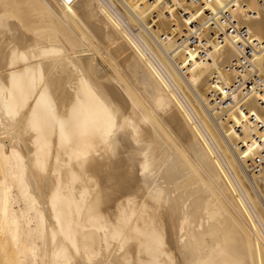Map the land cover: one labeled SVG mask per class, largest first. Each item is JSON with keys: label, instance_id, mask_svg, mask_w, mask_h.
Instances as JSON below:
<instances>
[{"label": "bare ground", "instance_id": "6f19581e", "mask_svg": "<svg viewBox=\"0 0 264 264\" xmlns=\"http://www.w3.org/2000/svg\"><path fill=\"white\" fill-rule=\"evenodd\" d=\"M122 1L150 27L160 14L151 29L195 94L145 34L127 31L123 9L107 11L104 0H0L3 260L264 264V179L247 172L231 130L248 117L240 110L222 121L209 96L215 73L230 79L224 67L239 58L237 47L184 68L174 42L161 40L173 26L162 15L170 0L153 8ZM236 19L264 40V0H241ZM86 22L117 45L120 62L99 48L80 56L95 46ZM256 63L264 76V53ZM245 107L264 123L257 97Z\"/></svg>", "mask_w": 264, "mask_h": 264}, {"label": "built area", "instance_id": "2783aa9c", "mask_svg": "<svg viewBox=\"0 0 264 264\" xmlns=\"http://www.w3.org/2000/svg\"><path fill=\"white\" fill-rule=\"evenodd\" d=\"M135 1L153 8L161 0ZM169 3L162 15L170 18L173 26L162 34L161 40L174 42V50L186 58L184 68L196 61L205 62L215 48L220 50L227 43L237 47L239 58L224 67V74L230 79L223 73L214 74L210 101L222 121L240 110L248 117L247 120L242 118L241 124H234L231 130L237 137V147L241 150V160L247 172L264 179V123L245 107V102L252 97H257L264 107V76L256 63L264 53V40H258L246 25L236 19L241 0H186L183 6L174 5L177 0ZM173 8L177 10L179 24L174 18ZM160 18L158 12L152 14V28H156ZM184 68L182 71H188ZM251 129L256 133L248 137L246 130Z\"/></svg>", "mask_w": 264, "mask_h": 264}, {"label": "rangeland", "instance_id": "374dc122", "mask_svg": "<svg viewBox=\"0 0 264 264\" xmlns=\"http://www.w3.org/2000/svg\"><path fill=\"white\" fill-rule=\"evenodd\" d=\"M104 2H106V3H104L103 5L105 6L106 4V6L108 7H106L107 8V11L108 10H112V12H116L115 10H116V7L118 8V10L119 9H123V10H120V11H123L125 14V16L128 14V17L126 16V18H128L127 19V22H125L126 20H124V18H125V16L124 15H122V20H123V22H125L127 25L128 24H130V25H128V32L132 35V32H133V34H138V33H141L142 35L141 36H143L144 34V38H146L145 40L146 41H148L149 43H151V46L152 47H154V48H157V49H154L153 48V50H158V52L156 51V53H161V54H163V55H161L160 53L158 54V56L160 57V55L161 56H163L165 59H167V60H165V59H162L163 57H160V59L164 62V63H166L167 64V66H169L168 68L170 69V71H172V72H174V74L176 75V76H178L181 80L180 81H184L183 83L185 84V86H184V84L182 83V85H183V88L187 91V89H188V91H190V93H194L195 94V91H194V88H193V86H191V84L188 82V81H186V78H184V76L183 75H179V74H181V72H180V70H179V67L177 66L178 64H176V62L178 63V61H179V59H178V57H173V55H171L170 54V52H168L167 51V49H165V48H163L164 46L163 45H161V43H159L160 41L158 40V38H157V36H156V34L153 32V30L151 29V27L149 26V24H145V21L144 20H140V18H138L136 15H135V13L134 12H132V10L131 9H129L127 6H126V4L122 1V0H111V2L112 3H115V4H113V5H115L114 7H113V9H112V4L110 3V0H109V2H108V0H104ZM117 2V3H116ZM112 5H110V4ZM109 5V6H108ZM119 5V6H118ZM120 6H122V7H120ZM125 7V8H124ZM126 9V10H125ZM110 10V11H111ZM117 10V11H118ZM174 10V9H173ZM109 11V12H110ZM176 12V10H174L173 11V14ZM123 14V13H122ZM131 15V16H130ZM124 16V17H123ZM125 18V19H126ZM132 20H131V19ZM131 21V23H130V21ZM132 21H134V22H132ZM142 21H144V22H142ZM129 22V23H128ZM86 25H88L87 26V28L89 29V28H91V26H90V24L88 23L87 24V22H86ZM133 25V26H132ZM90 26V27H89ZM132 27H135V29L136 30H133L132 29ZM148 27H150V29L148 28ZM93 29V28H92ZM131 29V30H130ZM90 30V29H89ZM125 30V29H124ZM91 31H93V30H90V32ZM126 31V32H127ZM130 31H132V32H130ZM136 31H137V33H136ZM91 33H93L94 34V32H91ZM90 33V34H91ZM89 33H88V36H89V41H90V43L91 44H93V45H91L90 44V46H91V48H92V46H94V44H95V46L97 45L98 47L96 48L95 46H94V50L93 49H89V50H83V51H79V54L81 53V52H84L83 54H86V55H89L90 53L91 54H95L94 52H95V50L96 49H98L99 50V52H101V53H97L96 52V54H98V55H104V54H107L108 52V56H110V55H114V54H116V52L114 53L113 51H114V49L117 47V45H116V47L115 46H112L113 44H110L109 42V47H110V45L112 46V47H110L111 49H109V47L108 46H105L104 47V45H106V44H108L106 41H104L103 39L101 40L100 39V37H98V38H96V34H91L90 35ZM94 37V39L96 38V42L94 43V41L93 42H91L92 41V38ZM131 38H135V37H131ZM130 38V39H131ZM97 39H100L99 41L97 40ZM136 40H138L139 41V39H136ZM97 41L99 42V44L97 43ZM104 43H106V44H104ZM100 44H101V46H102V48H101V46H100ZM102 44H104V45H102ZM119 45H120V43H119ZM150 45V44H149ZM107 47V48H106ZM91 50H93V51H91ZM107 50V51H106ZM110 50V51H109ZM111 50H112V52H111ZM85 51H86V53H85ZM89 51H91V52H89ZM97 51V50H96ZM167 51V52H166ZM74 52V51H73ZM73 52H71V53H73ZM76 53L78 52V51H75ZM74 52V53H75ZM143 52V51H142ZM73 53V54H74ZM102 53H104V54H102ZM110 53H112V54H110ZM170 54V56H168L169 54ZM70 54V53H69ZM82 53L80 54V56L82 55V56H85V55H83ZM168 54V55H167ZM151 55V54H150ZM171 56H172V58H171ZM176 56H177V53H176ZM113 58H116L117 57V59H116V61L117 62H120V60H121V58H118V56L117 55H114V56H112ZM120 57H121V55H120ZM152 58H154L153 56H152ZM176 58V59H175ZM59 59V58H58ZM171 59V60H170ZM155 60H156V58H155ZM175 60V61H174ZM176 60H178V61H176ZM170 62V63H169ZM169 64V65H168ZM174 65V66H173ZM177 73V74H176ZM191 89V90H190ZM197 98V97H196ZM200 99H197V101H199ZM223 138V140L225 141V139H224V137H222ZM0 255H1V253H0ZM3 255H1L0 256V264L2 263L1 261L3 260V257H2ZM10 258V257H9ZM5 259L4 258V260L3 261H6L5 263L3 262L2 264H12V261H10V260H12L11 258L10 259Z\"/></svg>", "mask_w": 264, "mask_h": 264}]
</instances>
